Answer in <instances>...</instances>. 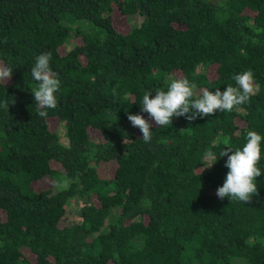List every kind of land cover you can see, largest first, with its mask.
Segmentation results:
<instances>
[{"label": "trees", "instance_id": "1", "mask_svg": "<svg viewBox=\"0 0 264 264\" xmlns=\"http://www.w3.org/2000/svg\"><path fill=\"white\" fill-rule=\"evenodd\" d=\"M43 52L61 82L45 118L31 74ZM0 61L13 69L0 83V264H264V142L258 194L216 195L220 153L264 136V0H0ZM248 69L259 91L231 112L174 117L148 143L127 118L147 119L144 92L170 77L223 91ZM45 177L68 187L38 188Z\"/></svg>", "mask_w": 264, "mask_h": 264}, {"label": "clouds", "instance_id": "2", "mask_svg": "<svg viewBox=\"0 0 264 264\" xmlns=\"http://www.w3.org/2000/svg\"><path fill=\"white\" fill-rule=\"evenodd\" d=\"M51 52H43L36 57V62L31 69L32 77L38 82L32 90L34 101L37 105V114L45 118L46 109L55 108L57 104L56 93L60 91L61 82L58 74L50 67ZM13 69L8 64L0 61V83L8 81ZM235 86L232 84L221 91L208 89L197 90V85L186 77H170L165 89H157L155 94L145 91L141 101V113H147V119L142 114H129L128 120L133 127L142 133V140L148 143L152 139L154 126L166 127L172 124L174 117H184L189 121L197 118L214 115L217 112H231L238 106L247 104L259 91L255 82L254 72L251 69L233 75ZM8 102L0 103V107L8 110ZM246 143L232 150L226 148L220 153L227 157L225 167L228 169L222 186L216 191L218 198L227 197L231 200L250 202L258 194L257 177L262 171L259 167L262 158V142L264 136L257 131L249 130L246 133ZM206 158L215 161V154L211 151L205 153ZM212 166V165H211ZM210 166V167H211ZM69 181L62 179L57 182L58 188H67Z\"/></svg>", "mask_w": 264, "mask_h": 264}, {"label": "rangeland", "instance_id": "3", "mask_svg": "<svg viewBox=\"0 0 264 264\" xmlns=\"http://www.w3.org/2000/svg\"><path fill=\"white\" fill-rule=\"evenodd\" d=\"M114 15H115V20L116 21H118V22H120L121 24H124V23H126L125 22V18L121 15V13H120V11L118 10V9H116L115 10V12H114ZM137 18V17H136ZM133 19H131V21H132ZM70 46H71V43H69L68 44V48H70ZM60 123L58 122V120H54V122H53V125L55 126V127H58V130H60V127H61V125H59ZM93 133V135L94 136H98V137H100V134H99V132H96V131H93L92 132ZM116 161L115 160H113V161H109V162H105V163H102L101 165H100V167H99V171L102 173V174H109V173H113V171L115 170V168H116ZM47 180V184H44L45 183V181ZM54 182V184H56L58 181H56V180H52V179H49V178H43L42 180H40L39 182H38V188H41V184L43 185V187H47V186H49V185H52V182ZM70 208H73L72 210H74V209H76V204L74 203V200L72 201V203H71V205H70ZM76 213V212H75Z\"/></svg>", "mask_w": 264, "mask_h": 264}]
</instances>
